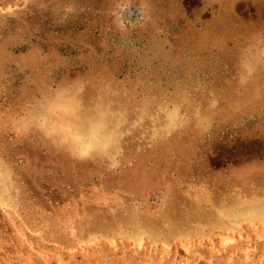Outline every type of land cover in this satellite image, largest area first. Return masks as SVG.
<instances>
[{
  "label": "rangeland",
  "instance_id": "1",
  "mask_svg": "<svg viewBox=\"0 0 264 264\" xmlns=\"http://www.w3.org/2000/svg\"><path fill=\"white\" fill-rule=\"evenodd\" d=\"M0 264H264V0H0Z\"/></svg>",
  "mask_w": 264,
  "mask_h": 264
},
{
  "label": "bare ground",
  "instance_id": "2",
  "mask_svg": "<svg viewBox=\"0 0 264 264\" xmlns=\"http://www.w3.org/2000/svg\"><path fill=\"white\" fill-rule=\"evenodd\" d=\"M76 99V98H75ZM88 117V116H87ZM93 118V117H92ZM97 120V119H96ZM94 121V120H93ZM81 122H83V121H81ZM83 123H85V122H83ZM82 123V124H83ZM104 123H105V121H104ZM75 124V123H74ZM88 124V125H87ZM76 125V124H75ZM99 125V123H96V122H94V123H85V124H83V125H81V128H80V131H79V133L78 132H74L73 134H72V137L74 138V139H76V138H80L79 140H80V142H79V144H83L81 147V149H82V151H86L87 149H88V146H93V143H94V141H95V138L97 137L96 136V134H97V132H98V128H101V127H99L98 126ZM102 129V128H101ZM105 129V128H104ZM104 129H102L101 131L103 132L104 131ZM79 130V129H78ZM99 134H100V132H99ZM99 136V135H98ZM101 137V141H102V139H103V141H105V140H107L108 138H109V133H104L102 136H100ZM77 142V141H76ZM76 146V145H75ZM79 147V146H78ZM78 151V150H77ZM80 153V152H79ZM256 196V195H255ZM254 197V196H253ZM253 204V203H252ZM256 205V204H255ZM256 209V208H255ZM261 209V208H260ZM256 211V212H255ZM254 213H257V209L256 210H248V214H250V215H254ZM259 215V214H258ZM246 216V215H245ZM182 223V222H181ZM253 223V222H252ZM136 234V233H135Z\"/></svg>",
  "mask_w": 264,
  "mask_h": 264
}]
</instances>
